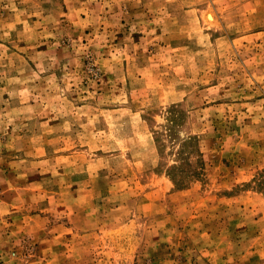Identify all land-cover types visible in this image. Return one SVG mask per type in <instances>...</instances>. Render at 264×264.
Wrapping results in <instances>:
<instances>
[{
    "label": "rangeland",
    "instance_id": "374dc122",
    "mask_svg": "<svg viewBox=\"0 0 264 264\" xmlns=\"http://www.w3.org/2000/svg\"><path fill=\"white\" fill-rule=\"evenodd\" d=\"M0 264H264V0H0Z\"/></svg>",
    "mask_w": 264,
    "mask_h": 264
},
{
    "label": "bare ground",
    "instance_id": "6f19581e",
    "mask_svg": "<svg viewBox=\"0 0 264 264\" xmlns=\"http://www.w3.org/2000/svg\"><path fill=\"white\" fill-rule=\"evenodd\" d=\"M213 17V16H212Z\"/></svg>",
    "mask_w": 264,
    "mask_h": 264
}]
</instances>
